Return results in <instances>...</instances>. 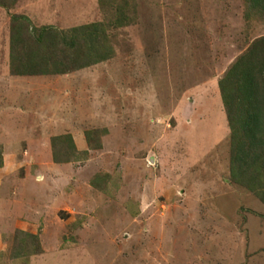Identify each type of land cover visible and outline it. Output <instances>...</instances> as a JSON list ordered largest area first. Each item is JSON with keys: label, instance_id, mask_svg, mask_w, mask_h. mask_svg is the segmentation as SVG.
Wrapping results in <instances>:
<instances>
[{"label": "rangeland", "instance_id": "1", "mask_svg": "<svg viewBox=\"0 0 264 264\" xmlns=\"http://www.w3.org/2000/svg\"><path fill=\"white\" fill-rule=\"evenodd\" d=\"M10 1L0 0V264H264V205L231 180L218 87L264 36V9L127 0L130 22L106 28L111 58L17 77L12 16L65 31L108 23L121 0ZM65 135L76 151L51 141Z\"/></svg>", "mask_w": 264, "mask_h": 264}, {"label": "trees", "instance_id": "2", "mask_svg": "<svg viewBox=\"0 0 264 264\" xmlns=\"http://www.w3.org/2000/svg\"><path fill=\"white\" fill-rule=\"evenodd\" d=\"M16 1L11 0L7 9L14 7ZM247 2L264 9V0ZM127 6V0L119 1L109 11L112 14L106 24L93 22L65 31L51 26L33 27L27 17L12 16L9 33L10 75H64L111 58L114 48L106 28L116 30L130 22L126 14ZM218 87L231 131V180L264 205V36L252 41L232 63L218 81ZM51 141L60 144L66 142L70 152L76 151L70 135L58 136ZM54 160L57 163L68 162L56 159V155ZM33 250V254L41 251L39 247Z\"/></svg>", "mask_w": 264, "mask_h": 264}]
</instances>
